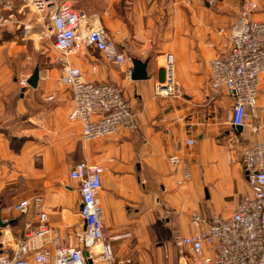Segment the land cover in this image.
<instances>
[{"label": "crops", "instance_id": "1", "mask_svg": "<svg viewBox=\"0 0 264 264\" xmlns=\"http://www.w3.org/2000/svg\"><path fill=\"white\" fill-rule=\"evenodd\" d=\"M7 2L16 18L30 26L26 35L16 22L0 29V217L7 224L0 230L9 245L20 239L11 237L10 221L34 225L37 209L46 212L60 234L70 233L65 227L80 221L78 184L68 176L78 161L104 168L99 198L103 242L113 257L109 264H160L176 248L175 239L191 233L194 215L208 218L224 206L233 210L248 193L239 150L248 130L231 125L232 99L212 91L208 69L219 49L217 30L236 20L239 0H155L150 8L157 11V25L144 10L147 6L132 1L130 32L108 8L105 15L117 26L128 64L110 63L91 47L70 63L87 81L117 86L135 113L137 128L88 141L94 144L83 142L81 124L67 118L72 95L58 80L62 65L56 56L41 52L30 65L26 45L36 50L45 37L43 21L24 9V0ZM259 3L258 18L264 0ZM168 54L173 81L168 94L160 96L155 88L167 81ZM132 57L147 63L146 80L126 75L128 67L133 69ZM36 66L37 87L21 88L18 80H27ZM257 105L252 120L264 130V75ZM189 138L195 141L191 148L184 144ZM174 155L180 159L175 167L168 160ZM34 198L41 199L39 208ZM23 200L32 201L26 214L14 209ZM87 264L105 263L93 259Z\"/></svg>", "mask_w": 264, "mask_h": 264}, {"label": "built area", "instance_id": "2", "mask_svg": "<svg viewBox=\"0 0 264 264\" xmlns=\"http://www.w3.org/2000/svg\"><path fill=\"white\" fill-rule=\"evenodd\" d=\"M239 1L238 17L230 28L217 30L219 49L208 60V69L212 91L224 92L232 99L231 125L248 130L239 149L248 193L228 215L212 212L208 218L199 214L192 217L191 233L175 239L178 264H264V130L252 120L257 116L258 86L264 75V13L259 18L254 16L260 10L259 0ZM9 6L7 0H0V29L16 22L26 35L29 24L20 22ZM23 7L32 9L39 21L49 22L53 48L61 53L55 58L62 65L58 80L72 95L67 118L81 124L82 141L135 130V113L120 89L83 79L80 68L68 58L82 47H91L106 61L124 67L129 60L115 35L64 0H24ZM166 62L167 81L155 88L160 96L168 94L173 81L170 54ZM131 73L132 66L126 75ZM18 81L21 88H27L25 78ZM194 143L193 138L184 141L187 148ZM168 160L173 167L180 163L176 155ZM103 173L104 168L97 163L75 162L68 176L78 184L80 221L65 227L70 233L60 234L48 223L46 212L37 209V223L25 224L24 239H18L15 246L8 244V237L0 230V264H87L93 259L111 263L112 254L103 242L104 214L99 198ZM33 200L39 208L41 199ZM31 202L23 200L14 209L26 214Z\"/></svg>", "mask_w": 264, "mask_h": 264}, {"label": "rangeland", "instance_id": "3", "mask_svg": "<svg viewBox=\"0 0 264 264\" xmlns=\"http://www.w3.org/2000/svg\"><path fill=\"white\" fill-rule=\"evenodd\" d=\"M64 1H67L68 4L72 5L75 9L81 10L84 13H86L90 17V20H92V22L96 26L102 25L103 27H105V29L107 28L106 29L107 31L109 30L111 34L115 35L117 41L119 40V34H117V26L115 25L114 27L113 24L111 23L112 19L107 18L105 15V12L108 8L112 10V13L115 17L119 16V19L125 22L127 32H130L133 29L132 14H131V18H129L130 16L128 15L130 14V12H132V1L139 2L140 4H142V7L147 6L146 9L144 8V10L149 11L150 18H152V20H154L155 22V25H157L156 23L157 11L155 9L150 8L152 5L151 2L155 0H64ZM171 1L173 3L174 1H180V0H171ZM28 10H32V9H29L28 7ZM139 12H140L139 10H137L136 12L137 13L136 17H138L137 19H139V15H140ZM94 14H97L98 17ZM43 28L45 29V34H44L45 37L41 39L40 42H38L36 50L26 45L25 51H28L33 57L32 63L30 64L32 67H34L33 66L34 61L35 62L38 61V56H40L41 52H44L45 54L51 56L53 55L57 56L61 54L58 50H55L53 48V38L52 36H49V22L47 20L43 21ZM83 48L84 47L80 48V51ZM68 58L70 62L71 59L75 58V53L71 54ZM88 143L94 144L95 142H88ZM215 210H217V212L220 214H224V213H229L232 210V208L231 207L228 208L227 206H224V208H217ZM7 229L10 230L11 237L13 239H16L17 237H20V239H24V234L26 230L24 229V226L22 225V223H20L19 220L12 222V224ZM9 234L7 235L10 236ZM177 255L179 256L178 250L175 247H172L170 249L169 256H165V257L163 256V259L160 262V264H177V258H176Z\"/></svg>", "mask_w": 264, "mask_h": 264}, {"label": "water", "instance_id": "4", "mask_svg": "<svg viewBox=\"0 0 264 264\" xmlns=\"http://www.w3.org/2000/svg\"><path fill=\"white\" fill-rule=\"evenodd\" d=\"M130 62L133 65L131 78L134 80H146V77H147L146 65H147V63L141 62L137 58H133V57L130 59ZM38 77H39V68H38V66H36L33 69L32 73L27 78V80H26L27 84L32 88H36L38 85ZM235 129H237L238 131H241L242 127L236 126ZM6 225L7 224L4 221H2V219L0 217V228L5 227Z\"/></svg>", "mask_w": 264, "mask_h": 264}, {"label": "trees", "instance_id": "5", "mask_svg": "<svg viewBox=\"0 0 264 264\" xmlns=\"http://www.w3.org/2000/svg\"><path fill=\"white\" fill-rule=\"evenodd\" d=\"M11 224H12V222L10 221L9 225H11ZM176 258H177V260H178V255L176 256Z\"/></svg>", "mask_w": 264, "mask_h": 264}]
</instances>
